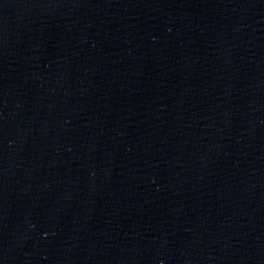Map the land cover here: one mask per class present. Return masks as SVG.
I'll use <instances>...</instances> for the list:
<instances>
[{
	"label": "water",
	"instance_id": "water-1",
	"mask_svg": "<svg viewBox=\"0 0 264 264\" xmlns=\"http://www.w3.org/2000/svg\"><path fill=\"white\" fill-rule=\"evenodd\" d=\"M0 264H264V0H0Z\"/></svg>",
	"mask_w": 264,
	"mask_h": 264
}]
</instances>
